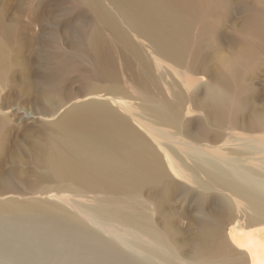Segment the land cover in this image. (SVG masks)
Here are the masks:
<instances>
[{"label": "bare ground", "instance_id": "6f19581e", "mask_svg": "<svg viewBox=\"0 0 264 264\" xmlns=\"http://www.w3.org/2000/svg\"><path fill=\"white\" fill-rule=\"evenodd\" d=\"M115 1L156 45L157 49L151 46L155 70L170 76L181 88L173 91L176 86H166L167 91L176 93L158 109L150 111L136 104L130 110L139 122L158 136H169L174 143L150 144L105 107L73 110L58 124L57 136L42 131L35 140L38 163L46 166L36 178L49 181L56 176L87 194L101 193L114 200L142 187V208L149 212H142L145 264H264V140L252 137L221 152L204 145L236 127L253 109L249 101L252 89L246 81L264 65V0L258 7L240 4L246 13L239 35L241 47L220 70L212 65L211 55L218 27L234 0ZM12 42V31L7 27L0 34L1 84H7L16 63ZM88 42L96 78L114 79L116 61L104 37L96 32ZM80 66L70 55L46 68L43 94L49 104L63 99V84L69 74L89 76ZM147 68L142 72V99L156 93V81ZM200 90L205 93L202 100L198 99ZM183 103L198 116L196 145L181 142L178 124L183 119ZM253 125L264 127V116L256 117ZM3 136L0 124V149ZM216 188L228 192L223 194L225 202L215 208L207 191ZM86 200H90L89 206L101 203L95 197ZM115 203L124 207L122 202ZM187 203L196 213L193 224L197 233L190 240L184 239L178 226V221L187 220V214L176 218L171 213L175 204L186 210ZM95 219L101 222L98 216ZM111 226L114 233L137 242L126 218L117 216Z\"/></svg>", "mask_w": 264, "mask_h": 264}, {"label": "rangeland", "instance_id": "374dc122", "mask_svg": "<svg viewBox=\"0 0 264 264\" xmlns=\"http://www.w3.org/2000/svg\"><path fill=\"white\" fill-rule=\"evenodd\" d=\"M262 1H233L218 27V39L212 50L211 63L217 70L241 47L239 35L246 13L240 4L258 7ZM122 9L115 0H0V34L11 28L16 60L7 84L0 81V124L4 132L0 149V264L148 262L142 256V212L146 211L142 208V187L114 200L101 193L87 194L86 190L56 176L49 181L40 179L41 182L36 178L46 171V166L40 165L36 158V141L42 131L57 136L58 124L73 110L105 107L150 144L174 143L169 136H158L139 122L130 110L136 104L150 111L158 109L167 98L174 97L173 91L181 88L170 81V76L155 70L151 58L156 45ZM96 32L112 50L116 61L114 79H97L94 74L88 41ZM142 38L153 44L145 43ZM70 55L90 77L84 78L80 72L69 74L63 84V99L49 104L43 94L44 75L48 67ZM146 67L156 81V93L142 99V72ZM246 85L252 89L249 101L253 109L240 118L236 127L229 128L219 138H210L204 144L208 149L221 152L252 137L264 140V127L253 125L256 117L264 116V65L254 70ZM166 86L177 89L171 93ZM204 97V91L200 90L198 99ZM182 110L183 119L178 124L181 142L196 145L200 133L197 113L188 103H183ZM186 121L190 126L186 127ZM227 192L216 188L207 194L216 208ZM92 197L101 201L98 207L89 206L90 200L86 199ZM116 201L124 203V207H118ZM189 203L186 210L175 204L171 212L176 218L187 214V220L178 221L187 240L197 233L193 224L194 203ZM117 216L126 218L137 242L113 232L111 225Z\"/></svg>", "mask_w": 264, "mask_h": 264}]
</instances>
